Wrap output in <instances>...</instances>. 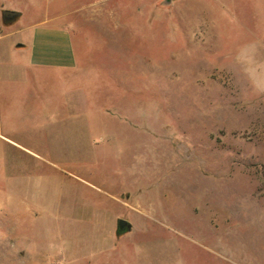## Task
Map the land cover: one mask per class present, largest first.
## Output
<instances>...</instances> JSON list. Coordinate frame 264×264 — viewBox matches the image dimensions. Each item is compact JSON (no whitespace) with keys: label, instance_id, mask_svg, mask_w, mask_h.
I'll use <instances>...</instances> for the list:
<instances>
[{"label":"rangeland","instance_id":"obj_1","mask_svg":"<svg viewBox=\"0 0 264 264\" xmlns=\"http://www.w3.org/2000/svg\"><path fill=\"white\" fill-rule=\"evenodd\" d=\"M101 8L72 35L68 120L32 130L14 102L0 264H264V0Z\"/></svg>","mask_w":264,"mask_h":264},{"label":"crops","instance_id":"obj_2","mask_svg":"<svg viewBox=\"0 0 264 264\" xmlns=\"http://www.w3.org/2000/svg\"><path fill=\"white\" fill-rule=\"evenodd\" d=\"M106 1L0 0V157L6 155V144L27 143V131L17 128L15 121L29 112L22 109L19 119L14 118L15 100L26 103L31 92V104L38 105L42 116L32 130L59 128L68 120L62 117V82L76 80L79 69L72 35L80 29L79 18L100 14L95 11ZM6 10L18 16L5 22ZM35 79L38 87L33 93L29 84Z\"/></svg>","mask_w":264,"mask_h":264},{"label":"water","instance_id":"obj_3","mask_svg":"<svg viewBox=\"0 0 264 264\" xmlns=\"http://www.w3.org/2000/svg\"><path fill=\"white\" fill-rule=\"evenodd\" d=\"M17 16H18V13L13 12V11L6 10V11H4L2 13V17H3V20L5 22H11ZM130 229H131V225L129 224L128 221H126L124 219H119L117 221V228H116V234L117 235H120V234H123L125 232H128V231H130Z\"/></svg>","mask_w":264,"mask_h":264}]
</instances>
